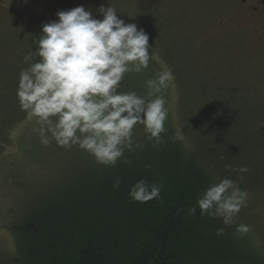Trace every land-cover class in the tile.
I'll return each instance as SVG.
<instances>
[{
    "label": "trees",
    "instance_id": "16d2710c",
    "mask_svg": "<svg viewBox=\"0 0 264 264\" xmlns=\"http://www.w3.org/2000/svg\"><path fill=\"white\" fill-rule=\"evenodd\" d=\"M150 40L171 65L169 45ZM22 65H12L17 75L28 67L26 61ZM175 66L171 65L175 77L189 84ZM12 96H0L5 111L0 137L27 114L18 99L8 102ZM238 97L233 96L230 105ZM211 103L206 111L216 117L215 125L192 123L186 139L180 138L167 119L163 142L153 146L143 126L137 125L134 136L142 147L125 152L130 164L122 158L105 168L77 147L62 148L55 141L44 150L35 148L31 153L34 172L29 171L13 187L17 209L9 228L14 249L0 253V264H264V232H255L250 220L243 218V208L231 226L219 218L202 216L199 207L194 215L188 211L211 182L224 177L237 181L248 197L256 193L253 189L264 190V142L256 139L258 144L252 148L259 157V169L240 173L249 151L241 153L244 147L240 144L248 141L226 122L235 108ZM215 106V113L211 112ZM117 177L122 183L114 188ZM140 179L159 184L161 198L132 201L129 188ZM238 224L248 225V233L238 234ZM220 228L224 232L217 235Z\"/></svg>",
    "mask_w": 264,
    "mask_h": 264
},
{
    "label": "rangeland",
    "instance_id": "374dc122",
    "mask_svg": "<svg viewBox=\"0 0 264 264\" xmlns=\"http://www.w3.org/2000/svg\"><path fill=\"white\" fill-rule=\"evenodd\" d=\"M101 3L115 7L119 17L126 23L137 24L150 39L165 41L171 48V65H176L177 72L186 75L189 83L175 77L164 52L149 39L152 59L148 68L141 73H127L120 90L144 94L147 79H154L165 68L171 70L175 79L163 94L167 119L182 139H186L192 123H198L197 127L205 123L209 127L215 125L216 117L206 111L211 102H221L217 106L226 109L234 106L226 122L232 123L248 141L240 144L244 147L241 153L249 151L247 159H242L246 163L243 166L250 168L251 173L258 170L259 157H255L256 150L252 148L258 144L254 140L264 142V32L258 22L247 19L236 0H0V76L11 88L8 91L0 77V96L13 93L8 102H17L20 75L13 66L23 68L42 25L58 19V10L83 5L94 18L102 19L98 12ZM233 96L240 98L230 105ZM217 106L210 111L215 113ZM4 115L0 99V123ZM38 128L37 119L27 113L0 137V253L14 249L9 228L17 209L13 187L28 177L29 171L34 172L31 153L35 148L47 147L40 143ZM253 190L256 193L247 198L243 218L250 220L255 232H264V190Z\"/></svg>",
    "mask_w": 264,
    "mask_h": 264
},
{
    "label": "clouds",
    "instance_id": "9594fccd",
    "mask_svg": "<svg viewBox=\"0 0 264 264\" xmlns=\"http://www.w3.org/2000/svg\"><path fill=\"white\" fill-rule=\"evenodd\" d=\"M98 12L102 19L79 5L58 10V19L42 25L34 50L25 57L28 67L20 72L16 95L20 109L37 119L42 145L55 141L62 148L77 147L107 168L122 158L123 163H131L125 152L142 147L134 136L137 125L143 126L153 146L163 142L168 118L163 93L175 77L165 68L145 81L144 94L121 91L127 73L148 68L152 59L149 36L137 24L126 23L113 6L101 3ZM238 171L244 173L248 168L242 166ZM121 183L117 177L113 187ZM160 192L159 184L140 179L129 188L128 196L146 203L161 198ZM247 198V190L224 177L211 182L188 211L194 215L199 207L202 216L219 218L231 226ZM248 231L246 224L236 226L238 234ZM223 232L217 229V235Z\"/></svg>",
    "mask_w": 264,
    "mask_h": 264
},
{
    "label": "flooded vegetation",
    "instance_id": "af4514ba",
    "mask_svg": "<svg viewBox=\"0 0 264 264\" xmlns=\"http://www.w3.org/2000/svg\"><path fill=\"white\" fill-rule=\"evenodd\" d=\"M237 5L250 21H256L264 32V0H236Z\"/></svg>",
    "mask_w": 264,
    "mask_h": 264
}]
</instances>
